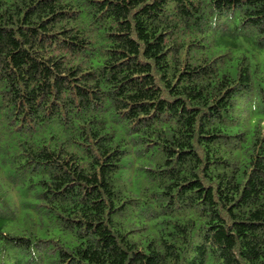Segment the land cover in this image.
I'll return each instance as SVG.
<instances>
[{"label": "trees", "instance_id": "obj_1", "mask_svg": "<svg viewBox=\"0 0 264 264\" xmlns=\"http://www.w3.org/2000/svg\"><path fill=\"white\" fill-rule=\"evenodd\" d=\"M0 264H264V0H0Z\"/></svg>", "mask_w": 264, "mask_h": 264}]
</instances>
